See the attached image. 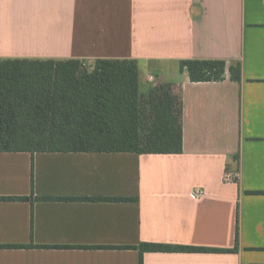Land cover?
Returning a JSON list of instances; mask_svg holds the SVG:
<instances>
[{
  "label": "crops",
  "instance_id": "obj_1",
  "mask_svg": "<svg viewBox=\"0 0 264 264\" xmlns=\"http://www.w3.org/2000/svg\"><path fill=\"white\" fill-rule=\"evenodd\" d=\"M98 59L179 89L182 153H0V198L39 199L0 200V264H264V0H0L1 61Z\"/></svg>",
  "mask_w": 264,
  "mask_h": 264
},
{
  "label": "trees",
  "instance_id": "obj_2",
  "mask_svg": "<svg viewBox=\"0 0 264 264\" xmlns=\"http://www.w3.org/2000/svg\"><path fill=\"white\" fill-rule=\"evenodd\" d=\"M225 67L219 60L179 62L192 83L223 81ZM228 71L240 80L239 65ZM182 144L179 89L164 83L140 93L134 60L98 59L91 70L78 60H0V153L173 155L182 153ZM0 200L39 199L31 193ZM131 249L139 251V264L144 252L198 250L147 243Z\"/></svg>",
  "mask_w": 264,
  "mask_h": 264
}]
</instances>
